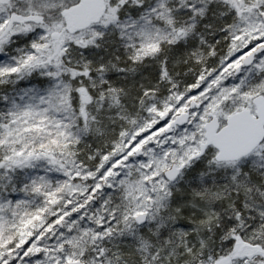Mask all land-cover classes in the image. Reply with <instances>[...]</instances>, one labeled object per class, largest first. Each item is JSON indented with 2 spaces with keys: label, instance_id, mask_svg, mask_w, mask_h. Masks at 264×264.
I'll return each instance as SVG.
<instances>
[{
  "label": "snow or ice",
  "instance_id": "6c2138e0",
  "mask_svg": "<svg viewBox=\"0 0 264 264\" xmlns=\"http://www.w3.org/2000/svg\"><path fill=\"white\" fill-rule=\"evenodd\" d=\"M0 264H264V0H0Z\"/></svg>",
  "mask_w": 264,
  "mask_h": 264
}]
</instances>
